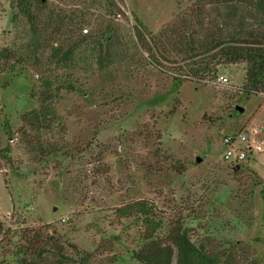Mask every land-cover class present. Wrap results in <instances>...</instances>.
<instances>
[{
    "label": "rangeland",
    "instance_id": "1",
    "mask_svg": "<svg viewBox=\"0 0 264 264\" xmlns=\"http://www.w3.org/2000/svg\"><path fill=\"white\" fill-rule=\"evenodd\" d=\"M33 13L38 22L67 14L88 43L46 37L33 56L31 22L17 0H0V50L11 53L0 58V264H140L137 204L168 230L181 223L218 264H264V154L240 167L221 158L223 136L243 128L264 144V94L244 93V62L183 80L185 55L170 45L177 30L203 48L221 40L210 8L43 0ZM135 19L162 68L138 45ZM55 48H73L72 61L52 62Z\"/></svg>",
    "mask_w": 264,
    "mask_h": 264
},
{
    "label": "trees",
    "instance_id": "2",
    "mask_svg": "<svg viewBox=\"0 0 264 264\" xmlns=\"http://www.w3.org/2000/svg\"><path fill=\"white\" fill-rule=\"evenodd\" d=\"M41 2L43 0H17L18 9L31 22V55L36 56L37 44L41 40L46 41V37L51 41L56 36L75 38V48L88 43L87 38L72 35L74 31L66 22L70 20L67 14L62 16L50 14L45 22H38L33 8L36 3ZM201 2L220 19L225 34L221 40L214 42L208 48H203L196 44L194 34L188 39L179 30L169 33L174 37V44H170L174 48L173 53L183 52L185 55L186 63L179 67L178 76L183 80L206 82L209 78L207 76L214 74L220 64L244 62L247 64L244 93L247 96L264 94V0H201ZM195 13L201 14L203 9L196 8ZM135 23L133 28L138 45L153 65L162 68L156 54L158 52L162 56L163 53L150 48L145 41L144 28L137 19ZM48 30L50 32L46 33ZM72 54L73 48L64 52L55 48L50 56L52 62L65 64L72 61ZM0 58L9 59L11 53L0 50ZM46 86H49V83H46ZM135 208L144 216L146 242L142 249L133 253V260L140 264H218L216 257L207 256L202 249L196 248L190 242L188 232L181 223L175 222L177 228L171 227L168 230L165 227V221L149 216L150 213L145 206L137 204ZM161 233L164 234L163 238L166 237V241L158 243ZM77 255L79 256V253ZM52 264L65 263L55 261ZM76 264L89 263L86 257L79 256Z\"/></svg>",
    "mask_w": 264,
    "mask_h": 264
},
{
    "label": "built area",
    "instance_id": "3",
    "mask_svg": "<svg viewBox=\"0 0 264 264\" xmlns=\"http://www.w3.org/2000/svg\"><path fill=\"white\" fill-rule=\"evenodd\" d=\"M87 32L88 30H84V33ZM219 82L224 85L229 83L225 78H219ZM222 150L221 158L224 163L240 167L255 161L259 155L264 154V144L255 139L254 130L243 128L223 136Z\"/></svg>",
    "mask_w": 264,
    "mask_h": 264
},
{
    "label": "water",
    "instance_id": "4",
    "mask_svg": "<svg viewBox=\"0 0 264 264\" xmlns=\"http://www.w3.org/2000/svg\"><path fill=\"white\" fill-rule=\"evenodd\" d=\"M236 110H237L238 112H240V113L243 112V108H242V107H239V106L236 107Z\"/></svg>",
    "mask_w": 264,
    "mask_h": 264
}]
</instances>
